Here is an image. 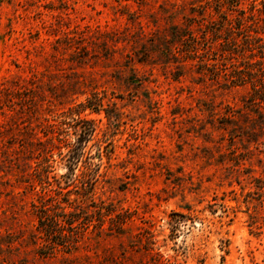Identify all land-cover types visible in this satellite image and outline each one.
<instances>
[{"label": "rangeland", "instance_id": "rangeland-1", "mask_svg": "<svg viewBox=\"0 0 264 264\" xmlns=\"http://www.w3.org/2000/svg\"><path fill=\"white\" fill-rule=\"evenodd\" d=\"M208 1L218 19V0H0V264H264V117L249 86L183 57ZM240 5L258 32L238 53L216 47L218 64L264 51V0ZM94 92L104 109L74 115L96 130L63 191L129 218L118 233L105 216L79 250L43 256L32 203L68 172L50 124ZM44 155L51 185L35 171Z\"/></svg>", "mask_w": 264, "mask_h": 264}, {"label": "trees", "instance_id": "trees-1", "mask_svg": "<svg viewBox=\"0 0 264 264\" xmlns=\"http://www.w3.org/2000/svg\"><path fill=\"white\" fill-rule=\"evenodd\" d=\"M226 2L225 0L224 3H221L218 0V3L214 6L215 12L219 14L218 19L214 18L211 12L208 14L209 17L205 15L210 1L201 6L200 11L204 14L201 19L196 17L190 19V24L197 23L200 33H196L193 27H190L183 34V57L184 60L198 58L199 62L197 64L202 70H205V73L210 75V78L217 79L221 76H227L232 85L249 86L247 106L256 108L259 115L264 117V51H260L261 57L258 60H231L228 65L225 62L226 57L222 54L219 59H223V61L219 64L215 62L218 59V49L216 47L219 46L222 51H229L230 55L238 53L241 45L239 38L242 37L245 41H248L252 30L258 32L256 29H252V23H249V20L254 19V13L246 15L247 11L240 5V0H232V3L227 5V9H223ZM256 38L262 40L261 36ZM259 46L263 48V45ZM252 56L253 54L249 57ZM233 58V55L230 56V59ZM228 67L230 68L229 71H227ZM103 106V97L94 92L86 102L71 107L65 115V119L59 123L50 124V127L56 129L58 140L69 148L68 152L62 155V159L66 160L68 172L59 178L55 177L56 195L32 203L37 218V237L41 239L37 248L40 255L56 256L59 253L70 254L79 250L82 247L83 240L88 235L91 225L94 226V230L102 233L106 222L105 216H111L109 217L110 225L108 226V230L111 232L119 233L125 229L124 224L129 218L127 215L116 213L114 217L112 216L113 208L104 211L103 206L97 205L96 201L92 199L88 205L98 207L96 212L98 213L96 215L98 216L96 219L98 222L95 223L96 213L89 210L88 205L85 206L79 203L78 199L71 200L66 197L67 192L63 190L70 183L67 181V186H63L61 182L63 177L71 179L74 170L85 156L86 143L96 130L93 119L87 117L76 119L74 115L80 116L81 112L87 108L99 111L104 109ZM68 118H72V120H68ZM74 120H76L75 123L71 122ZM78 124L82 125L81 128H78ZM71 127L74 128L73 134L76 136L74 142L71 141ZM44 136H48L47 140L49 141L54 139L52 136L49 137L47 131L44 132ZM49 166V156L44 155L42 161L37 164L35 171L42 183L46 182L51 185Z\"/></svg>", "mask_w": 264, "mask_h": 264}]
</instances>
